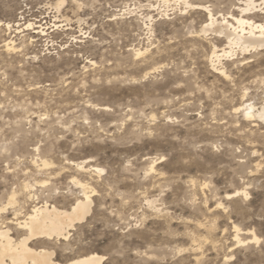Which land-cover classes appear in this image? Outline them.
<instances>
[{"label":"rangeland","instance_id":"rangeland-1","mask_svg":"<svg viewBox=\"0 0 264 264\" xmlns=\"http://www.w3.org/2000/svg\"><path fill=\"white\" fill-rule=\"evenodd\" d=\"M188 1L240 16L243 0ZM184 2L0 0V231L69 210L81 183L87 220L31 243L61 264H264V122L244 111L264 106V50L222 77L209 58L225 42Z\"/></svg>","mask_w":264,"mask_h":264},{"label":"bare ground","instance_id":"bare-ground-1","mask_svg":"<svg viewBox=\"0 0 264 264\" xmlns=\"http://www.w3.org/2000/svg\"><path fill=\"white\" fill-rule=\"evenodd\" d=\"M256 1H240L237 7V10L241 13L240 16H235L234 14L228 16L224 14L217 15L208 6L192 5L188 0L184 2L187 8L199 10L206 14L207 20L201 27V36L207 38L213 35L215 38L225 42V45L221 48L214 45L209 58L212 67L221 76L227 75V70L225 71L223 68V62L225 60L229 62L230 60H236L238 53L246 57L251 55L253 51L261 52L264 50V23H258L249 18L250 15L259 12V4ZM163 2L166 3L167 1ZM260 5L264 6V0H262V4ZM262 10L264 9L262 8ZM147 20L150 22V26H148V23L147 27L152 32L153 18L149 16ZM32 26V24L28 25L30 28ZM7 47L9 49V44ZM147 52L148 50L138 51L137 56L143 57ZM244 111L246 118H255L264 122V106L261 110H256L253 105H248ZM86 163L87 161L77 164L78 169L85 170ZM44 166H46V163H44ZM151 169L153 170L154 167ZM97 171L102 173L103 169H97ZM78 184L83 187L84 200L76 201L69 210L60 209L55 205L48 204L36 206L30 214L25 215V218L23 217V221L17 222L16 225L20 235L17 239L12 237L11 229H2L0 231V264H61L54 260L55 251L48 250L44 247L40 249L33 248L31 243L52 244L51 242L59 240L65 241L70 237V232L78 224L85 222L91 215L94 204L92 196L87 192L85 185ZM243 193L244 195H248L245 191ZM14 204L15 201L12 199L10 205ZM4 210L5 208L1 209L0 212ZM236 238L238 245H246L251 242L260 241V238L255 234L250 240H242L237 236ZM104 260V256L91 253L74 259L67 264H104Z\"/></svg>","mask_w":264,"mask_h":264}]
</instances>
